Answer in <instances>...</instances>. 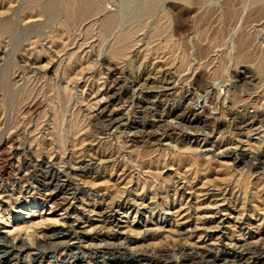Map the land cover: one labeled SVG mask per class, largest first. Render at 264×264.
Instances as JSON below:
<instances>
[{"label":"rangeland","instance_id":"374dc122","mask_svg":"<svg viewBox=\"0 0 264 264\" xmlns=\"http://www.w3.org/2000/svg\"><path fill=\"white\" fill-rule=\"evenodd\" d=\"M154 1L0 0V264H264V0Z\"/></svg>","mask_w":264,"mask_h":264},{"label":"bare ground","instance_id":"6f19581e","mask_svg":"<svg viewBox=\"0 0 264 264\" xmlns=\"http://www.w3.org/2000/svg\"><path fill=\"white\" fill-rule=\"evenodd\" d=\"M159 1L160 0H155L151 5H150V7H149V9H148V12H152V11H154L155 10V8L157 7V5L159 4ZM87 3V2H86ZM88 4V3H87ZM90 5V4H89ZM75 6H79L78 4H75ZM76 8V7H75ZM86 8L89 10V7L88 6H86ZM69 9V8H68ZM83 9L85 10V8L83 7ZM76 11L75 12H70L69 14H67L69 17H70V19L71 20H73L74 18L76 19V17L75 16H77L78 14L79 15H82V12L81 11H83L82 10V8H81V10L79 9V7H77V9H75ZM92 10V9H91ZM98 10V9H97ZM68 11H70V10H68ZM90 12H92V11H90ZM68 13V12H67ZM113 14V13H112ZM84 17V16H83ZM107 20V19H106ZM115 17L113 16V15H110V17L108 18V20L106 21V23L103 25V33L104 34H106V33H108L111 29H112V27H113V25H115L114 23H115ZM117 22V21H116ZM131 36V34L129 33V31H128V33H126V31H125V33H122L121 35H119L118 37H117V39H116V41L114 42V44L112 45V47H111V49H112V53L114 52V53H116V55L118 54V56H121V55H119V54H122V53H124L126 50H128L129 49V47H130V45L129 44H131L130 43V37ZM115 37V36H114ZM133 46H131V48H132ZM113 53V54H114ZM115 55V54H114ZM122 55H124V54H122ZM167 69V68H166ZM22 71V70H21ZM172 79V78H171ZM211 92H212V88L210 87V88H208V90H207V93H206V95H203V100L205 101V99H207V98H209L211 95ZM210 95V96H209ZM202 97V96H201ZM132 99V98H131ZM200 99H202V98H200ZM129 102V101H128ZM104 108V107H103ZM105 108H106V105H105ZM117 109V108H116ZM103 111V110H102ZM105 112V111H104ZM104 116V115H103ZM110 117V116H109ZM112 117V116H111ZM110 117V118H111ZM104 118V117H103ZM107 118V117H106ZM114 118V117H113ZM109 120V119H108ZM105 121H107V120H105ZM118 121V120H117ZM107 122H110V121H107ZM109 126V125H108ZM110 126H111V123H110ZM149 128V127H148ZM147 130V129H146ZM149 134V133H148ZM154 134V133H153ZM152 133H151V135H153ZM147 135V134H146ZM155 135V134H154ZM149 137V136H148ZM152 138H154V136L152 137ZM157 138V137H156ZM148 140H150L149 138H148ZM156 143V142H155ZM47 164L50 166V169H54V166L53 165H51L50 163H48L47 162ZM43 165V164H42ZM87 169V168H86ZM55 171V170H54ZM47 172V171H46ZM45 172V173H46ZM57 172V171H56ZM55 172V173H56ZM58 173V172H57ZM57 177V176H56ZM55 178V177H54ZM57 180H58V178H57ZM53 182V181H52ZM59 184V183H58ZM48 186V185H47ZM47 195V194H46ZM251 244V243H250ZM246 245V244H245ZM247 246H248V242H247ZM244 247V246H243ZM240 248V247H239ZM245 248V247H244ZM251 247L249 246V247H247L245 250L243 249V250H241V251H235L234 252V254H235V257H237V256H243V257H245L246 256V254L247 253H249L250 251H249V249H250ZM258 249H260V250H262L263 252H264V245H262V246H259L258 247ZM252 250V249H251ZM253 250H254V247H253ZM257 250V249H256ZM245 251V252H244ZM258 251V250H257ZM256 251V252H257ZM247 252V253H246ZM259 253V252H258ZM261 254V253H260ZM195 255V254H194ZM202 255V254H201ZM262 255V254H261ZM190 256V255H189ZM192 256V255H191ZM198 256V255H197ZM252 256V255H251ZM194 257V256H193ZM185 258V257H184ZM195 258V257H194ZM190 259H191V257H190ZM239 259V258H238ZM255 259V258H254ZM185 260V259H184ZM192 260H194V259H192ZM258 260H262V262L261 263H264V259H259L258 258ZM194 262H197V261H194ZM191 263V262H190ZM199 263V262H198ZM158 264H160V263H158ZM186 264V263H185ZM189 264V263H188Z\"/></svg>","mask_w":264,"mask_h":264}]
</instances>
